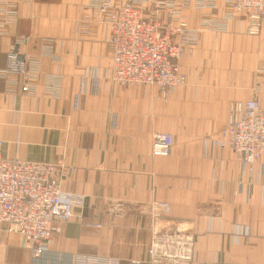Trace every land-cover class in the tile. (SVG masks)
Masks as SVG:
<instances>
[{"label":"crops","instance_id":"crops-1","mask_svg":"<svg viewBox=\"0 0 264 264\" xmlns=\"http://www.w3.org/2000/svg\"><path fill=\"white\" fill-rule=\"evenodd\" d=\"M11 1L19 19L0 34V67L18 34L29 36L25 50L32 55L44 48L43 38H52L61 59L43 57L34 94L6 91L0 75L2 154L63 163V188L86 201L58 224L47 260L33 257L20 235L0 231V264H59V255L75 252L114 256L120 264L146 260L152 200L167 206V222L193 232L192 264H264V161L250 173L231 148L207 141L227 122L231 103L251 98L260 83L255 65L260 56L264 67V28L248 36L245 22L237 21L229 32L208 31L196 54L180 61L186 84L164 99L156 85L108 79L110 31L83 28L89 0ZM199 15L190 12L193 26ZM55 73L62 76L58 96L45 91ZM156 131L173 134L170 155H152Z\"/></svg>","mask_w":264,"mask_h":264},{"label":"built area","instance_id":"built-area-1","mask_svg":"<svg viewBox=\"0 0 264 264\" xmlns=\"http://www.w3.org/2000/svg\"><path fill=\"white\" fill-rule=\"evenodd\" d=\"M85 9V30L92 24L104 25L110 31L112 66L108 79L125 86L156 85L163 98L186 84L180 61L194 54L203 32L226 33L237 21L245 22L244 34L248 36L260 35L264 28V0H224L222 5L220 0H89ZM221 9L223 12L218 14ZM194 11L200 14L195 26L190 21V12ZM18 19V4L0 0V34H8L9 26ZM28 39L25 34L14 36L6 63L0 67L8 92L20 87L22 92L34 94L43 57L61 59L53 51L52 38H43L44 48L38 55L25 50ZM10 75H16L18 80L8 79ZM259 75L260 83L253 96L232 102L225 125L207 139L216 147L231 148L250 173L264 161V67L259 69ZM49 77L45 91L58 96L62 76L55 73ZM2 145L0 140V231L20 235L33 257L47 260L58 224L73 219L75 210L85 205L86 195L63 188L67 175L63 163L7 158L2 154ZM173 145L171 132L156 131L151 153L168 156ZM146 206L151 236L147 258H134L130 263L192 264L195 236L190 228L184 223L167 222L164 203L152 200ZM59 257V264L64 260H68L67 264H120L119 258L110 255L76 252Z\"/></svg>","mask_w":264,"mask_h":264},{"label":"rangeland","instance_id":"rangeland-1","mask_svg":"<svg viewBox=\"0 0 264 264\" xmlns=\"http://www.w3.org/2000/svg\"><path fill=\"white\" fill-rule=\"evenodd\" d=\"M211 32V31H210ZM207 33H209L208 31H206V32H203L202 33V37L201 38H203V36L205 35V34H207ZM214 34H218V33H214ZM220 34V33H219ZM196 52H197V49L194 51V54H196ZM194 54L192 55V56H194ZM189 57V56H188ZM258 58H260V61L262 62V60H263V58H261L260 56H258ZM261 62L259 63V64H257V65H255V74L256 75H259V69L261 68V66H263V65H261ZM260 76V75H259ZM187 79H188V77H187V75H186V81H187ZM260 79V78H259ZM185 85V84H184ZM184 85H182V86H184ZM181 87V86H180ZM180 87H178V88H180ZM177 88V89H178ZM176 89V90H177ZM175 91V90H174ZM172 94V93H171ZM170 94V95H171ZM170 95L167 97V98H165L164 97V99H168L169 97H170ZM97 223H99V222H97ZM101 224V223H100ZM149 224H150V220H149ZM93 225H94V223H93ZM101 226H102V224H101ZM151 237V236H150ZM76 253V252H75Z\"/></svg>","mask_w":264,"mask_h":264}]
</instances>
